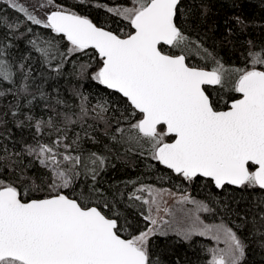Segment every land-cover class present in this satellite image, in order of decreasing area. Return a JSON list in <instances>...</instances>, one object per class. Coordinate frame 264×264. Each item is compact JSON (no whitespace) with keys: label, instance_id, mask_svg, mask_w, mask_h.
<instances>
[{"label":"snow or ice","instance_id":"obj_1","mask_svg":"<svg viewBox=\"0 0 264 264\" xmlns=\"http://www.w3.org/2000/svg\"><path fill=\"white\" fill-rule=\"evenodd\" d=\"M4 3L23 16V21L9 23L7 17L0 15V26L9 29L8 35L27 21L51 30L67 42L65 52L51 39L37 37L29 41L52 71L59 72L73 55H88L89 49L94 50L92 58L97 63L91 79L126 98L121 119L127 120L129 113L134 118L127 129L117 122L110 135L113 141L119 138L121 143L134 144L142 155L185 181L201 177L217 189L231 185L264 190V70H260L264 67V48L249 51L250 66L234 69L235 78L226 80L223 66L207 71L186 63L185 53L196 42L175 22L180 0H129L131 6H104L127 21L130 31L123 36L97 27L90 19L55 4V0H44L39 5V8L55 9L44 18L17 0H4ZM163 46L179 50V54L166 52ZM8 47L10 41L0 43V81L12 83L15 72L3 59ZM53 60L59 61L54 67ZM90 68V64H81L77 73L84 76ZM19 70L25 80L32 71L30 66L25 70L23 63ZM225 84H230L240 98L233 100L228 110L221 111L214 107L203 86ZM21 90L26 91L27 87L22 86ZM86 100L87 97H82L84 115L88 112ZM108 110L107 101L98 102L92 109L100 119H104L102 114ZM66 120L74 123L70 117ZM45 126L55 128L51 117L36 122L37 133ZM80 139L77 133L71 144L64 143L67 140L64 132L52 144L38 141L26 146L27 155L34 157L50 174L42 183L28 176L25 169L16 176L14 166L21 162L14 160L8 165L13 178L0 177V264H152L149 237L156 233L165 235L160 223L171 227L169 221L158 223L150 210L144 219L153 227L124 238L121 232L126 229H122L117 219L105 215L98 205L82 203L86 197L70 196L63 191L71 188L75 193L72 185L81 175V169L95 181L107 162V157L95 152L73 155L72 150L79 148ZM61 147L63 151H59ZM9 158L0 157V160ZM145 191L150 199L135 192L129 198L154 205L159 212L160 191L150 186L136 190ZM31 193L44 195L31 198ZM178 202L193 207L183 211V219L175 229L177 235L184 239L192 235L210 236L222 242L224 248L210 249L209 264H241L245 244L232 228L223 223L204 224L199 213L211 209L202 201L181 195ZM104 207L108 205L105 203Z\"/></svg>","mask_w":264,"mask_h":264},{"label":"trees","instance_id":"obj_2","mask_svg":"<svg viewBox=\"0 0 264 264\" xmlns=\"http://www.w3.org/2000/svg\"><path fill=\"white\" fill-rule=\"evenodd\" d=\"M55 4L119 35L130 31L127 21L104 7L131 6L129 0H55ZM178 8L177 26L196 42L185 53L188 65L209 70L223 66L225 79H234V69L250 66L249 51L264 48V0H180ZM0 15L7 17L9 23L23 21L22 14L9 8L4 0H0ZM28 28L32 32H28ZM8 33L6 26H0V43L11 42L3 59L12 65L15 72L12 83L0 81V92L3 93L0 95V157L10 156L0 160V177L13 178L8 165L14 160L21 162L14 166L17 167L16 176L21 169H25L28 176L42 183L50 174L34 157L27 155L26 146L35 145L38 141L52 144L64 132L68 144H71L79 133V148L72 150V154L87 156L95 152L107 157V162L95 181L81 169V175L72 185L75 193L71 188L63 191L70 196L86 197L82 203L98 205L105 215L117 219L122 229H126L121 235L131 237L149 223L144 219L147 204L143 200L129 198L139 185L155 184L178 191L189 190L193 198L211 209L210 212H202L205 220L226 223L242 239L245 256L241 264H264V190L231 185L217 189L201 177L185 181L170 169L142 155L134 144L121 143L119 138L113 141L110 135L118 126L117 122L127 129L134 118L129 113L127 120L121 119V113L127 106L126 98L91 79L97 63L92 58L94 50L89 49L88 55H73L59 72H55L43 64L29 41L37 37L51 39L56 41L60 51L66 52L68 45L65 40L51 30L27 21L21 23L16 32ZM163 50L179 54V50L168 46H163ZM208 53L212 54L211 57ZM58 62L53 60L52 67ZM21 63L25 65V70L31 67L27 80L19 70ZM81 64L91 65L84 76L77 73ZM22 86H26L27 90L22 91ZM204 88L216 109L225 108L240 96L231 90L230 84L205 85ZM82 97H87V115L81 112ZM104 101H107L109 110L102 114L104 119H100L92 109L98 102ZM50 117L55 128L45 126L37 133L36 122L47 121ZM68 117L74 123H67ZM56 129H63L64 132ZM63 150V147L59 149ZM17 186L21 187L19 183ZM30 195L31 198H40L44 193ZM105 203L108 207H104ZM212 242L208 236L192 235L184 239L176 232L167 231L165 235L156 233L149 238L148 252L152 264H209Z\"/></svg>","mask_w":264,"mask_h":264},{"label":"rangeland","instance_id":"obj_3","mask_svg":"<svg viewBox=\"0 0 264 264\" xmlns=\"http://www.w3.org/2000/svg\"><path fill=\"white\" fill-rule=\"evenodd\" d=\"M44 2V0H17V3L24 5L30 12H34L35 15H37L40 18H44L45 14L48 11L55 10L54 7H45V8H39V5ZM58 138V136H57ZM69 140L67 138L64 143H68ZM144 186H150L155 190L160 191V196L158 197L159 199V208L160 211H156V206L147 204V216L150 213L151 210V215L157 219L158 223H160L163 220H167L170 222L171 227L169 225H165L163 223H160L161 230L164 232L170 231V232H176L175 229L178 226V222L183 219V211L190 209L193 207L191 204H181L178 202V198L181 195H187L191 199H195L191 196V193L189 190H184V191H178L176 189H172L166 186H157L155 184H142L136 187L135 193L137 195H141L144 199H150L148 193L145 191L143 193L136 192L137 189L144 187ZM196 200V199H195ZM198 201V200H197ZM167 208L169 211L166 213L164 209ZM201 220L204 222V224L207 225H217V224H225L226 223L222 221H215V220H205L204 217L202 216V212L199 213ZM153 227V225L150 223L147 224V226L142 229V231H147L149 228ZM229 227V226H228ZM139 232V233H140ZM139 233L135 234L138 235ZM134 236V235H133ZM210 237V236H208ZM225 245L222 242H216L213 240L212 245L210 249L216 248H224ZM211 257L212 253L210 251Z\"/></svg>","mask_w":264,"mask_h":264},{"label":"water","instance_id":"obj_4","mask_svg":"<svg viewBox=\"0 0 264 264\" xmlns=\"http://www.w3.org/2000/svg\"><path fill=\"white\" fill-rule=\"evenodd\" d=\"M79 15V14H78ZM82 16V15H81ZM85 17V16H84ZM87 18V17H86ZM89 19V18H88ZM92 21V20H91ZM93 22V21H92ZM94 23V22H93ZM95 24V23H94ZM96 25V24H95ZM97 27H100V26H98V25H96ZM100 28H102V27H100ZM104 30H107V31H111V30H108V29H105V28H103ZM113 32V31H112ZM113 33H115V32H113ZM115 34H117V33H115ZM119 35V34H118ZM189 66H191V65H189ZM191 67H196V68H201V69H204V70H207V71H211V70H209V69H206V68H203V67H197V66H191ZM205 86V85H204ZM203 86V87H204ZM240 98V96L238 97V98H236V99H239ZM235 100V99H234ZM233 101V100H232ZM231 101V102H232ZM230 102V103H231ZM229 106H230V104H229ZM228 106V107H229ZM228 107H226V108H220V109H217V110H221V111H224V110H228ZM40 198H42V197H40ZM90 206H95V205H90ZM111 218V217H110ZM114 219V218H113ZM123 236V235H122ZM124 238H131L130 236H123Z\"/></svg>","mask_w":264,"mask_h":264},{"label":"flooded vegetation","instance_id":"obj_5","mask_svg":"<svg viewBox=\"0 0 264 264\" xmlns=\"http://www.w3.org/2000/svg\"><path fill=\"white\" fill-rule=\"evenodd\" d=\"M229 104H230V103H229ZM228 106H229V105H228ZM228 106H226V107H228ZM226 107H225V108H226ZM223 108H224V107H223ZM151 236H152V235H151ZM151 236H150V237H151ZM150 237H149V238H150Z\"/></svg>","mask_w":264,"mask_h":264}]
</instances>
